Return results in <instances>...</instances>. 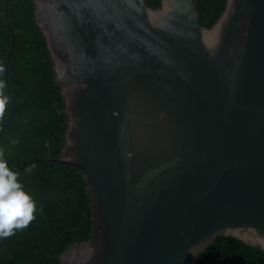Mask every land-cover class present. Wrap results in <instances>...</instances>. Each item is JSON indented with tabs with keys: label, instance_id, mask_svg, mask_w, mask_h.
<instances>
[{
	"label": "water",
	"instance_id": "95a60500",
	"mask_svg": "<svg viewBox=\"0 0 264 264\" xmlns=\"http://www.w3.org/2000/svg\"><path fill=\"white\" fill-rule=\"evenodd\" d=\"M91 231L60 264H195L216 237L264 250V0H33ZM8 0L2 15L7 20Z\"/></svg>",
	"mask_w": 264,
	"mask_h": 264
},
{
	"label": "trees",
	"instance_id": "16d2710c",
	"mask_svg": "<svg viewBox=\"0 0 264 264\" xmlns=\"http://www.w3.org/2000/svg\"><path fill=\"white\" fill-rule=\"evenodd\" d=\"M153 9L160 0H145ZM226 0H197L201 25L209 29ZM0 0V66L5 67L11 35ZM33 0H8L7 20L14 34L6 80L8 97L0 120V149L17 173L25 160L58 157L67 128L65 102L55 82L45 38L35 23ZM17 141V143H13ZM36 204L27 228L0 238V264H60L58 256L72 243L86 241L91 231V198L82 174L66 164L38 161L25 166L18 180ZM195 264H264V250L233 236L216 237Z\"/></svg>",
	"mask_w": 264,
	"mask_h": 264
},
{
	"label": "clouds",
	"instance_id": "9594fccd",
	"mask_svg": "<svg viewBox=\"0 0 264 264\" xmlns=\"http://www.w3.org/2000/svg\"><path fill=\"white\" fill-rule=\"evenodd\" d=\"M3 70L0 66V72ZM4 87L0 81V120L4 117L8 103ZM35 211V201L18 181V174L8 167L4 150L0 149V238L10 237L17 230L27 228L35 219Z\"/></svg>",
	"mask_w": 264,
	"mask_h": 264
}]
</instances>
